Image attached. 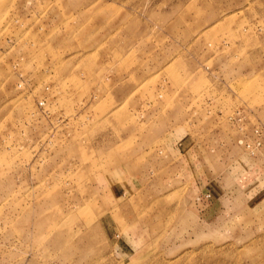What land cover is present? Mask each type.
Instances as JSON below:
<instances>
[{
	"label": "rangeland",
	"instance_id": "rangeland-1",
	"mask_svg": "<svg viewBox=\"0 0 264 264\" xmlns=\"http://www.w3.org/2000/svg\"><path fill=\"white\" fill-rule=\"evenodd\" d=\"M0 264H264V0H0Z\"/></svg>",
	"mask_w": 264,
	"mask_h": 264
},
{
	"label": "built area",
	"instance_id": "built-area-1",
	"mask_svg": "<svg viewBox=\"0 0 264 264\" xmlns=\"http://www.w3.org/2000/svg\"><path fill=\"white\" fill-rule=\"evenodd\" d=\"M41 104H43V101H41ZM255 133L257 134V139H255L253 142H242L243 140H240L239 142L243 143L245 148L250 152V153H254L256 151V149L261 145V140H260V131L259 130H255ZM259 136V137H258ZM206 198L209 197V194L205 195Z\"/></svg>",
	"mask_w": 264,
	"mask_h": 264
},
{
	"label": "crops",
	"instance_id": "crops-1",
	"mask_svg": "<svg viewBox=\"0 0 264 264\" xmlns=\"http://www.w3.org/2000/svg\"><path fill=\"white\" fill-rule=\"evenodd\" d=\"M205 199H207L204 195H197L196 197H195V200L198 202V203H200V202H202V200H205Z\"/></svg>",
	"mask_w": 264,
	"mask_h": 264
}]
</instances>
